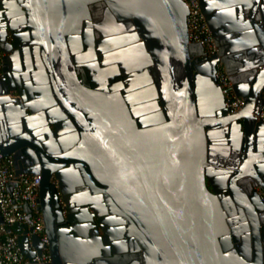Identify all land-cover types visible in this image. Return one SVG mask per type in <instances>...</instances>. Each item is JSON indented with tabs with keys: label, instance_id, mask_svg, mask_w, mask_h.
I'll list each match as a JSON object with an SVG mask.
<instances>
[{
	"label": "water",
	"instance_id": "95a60500",
	"mask_svg": "<svg viewBox=\"0 0 264 264\" xmlns=\"http://www.w3.org/2000/svg\"><path fill=\"white\" fill-rule=\"evenodd\" d=\"M199 3L218 47L212 57L189 42L182 0H0L18 14L9 24L14 44L26 27L23 36L40 45L43 58L34 85L8 73L0 78V158L11 156L17 174L40 177L37 202L50 264H62L56 232L67 241L71 264H264V121L257 119L264 107V0ZM95 11L101 28L132 30L140 49L131 59L143 64L131 72L148 78L150 107L159 99L165 119L159 140L156 128L135 130L133 123L127 146L117 148L109 125L80 100L85 90L64 36ZM5 45L0 38L2 71L12 58ZM125 59L117 53V73L125 71ZM218 63L243 101L234 114H227L216 85ZM131 96L133 103L143 99ZM156 119L151 115L147 124ZM67 138L80 143L58 151L55 145ZM71 162L89 185L80 196L84 211L98 217L100 235L55 228L62 219L58 196L68 216L72 208L65 188L75 172ZM24 210L30 220L27 205ZM18 243L25 258L41 255L37 235H19Z\"/></svg>",
	"mask_w": 264,
	"mask_h": 264
},
{
	"label": "flooded vegetation",
	"instance_id": "af4514ba",
	"mask_svg": "<svg viewBox=\"0 0 264 264\" xmlns=\"http://www.w3.org/2000/svg\"><path fill=\"white\" fill-rule=\"evenodd\" d=\"M17 18L18 14L14 12L12 7L8 6V8H4L0 5V38H5V49L9 55H12L8 68L2 71V77L3 74L8 73L15 75L18 79H23L26 83L34 85L36 67L42 65L43 61L40 45L32 37L28 36L26 38V36H23L27 31L26 27L18 31V37L16 38L17 45L14 44L9 24L16 22ZM99 18L100 16L97 11L94 13L89 12L87 20L83 19L76 25L75 31L64 36L67 54L74 65L77 77L81 80V86L85 90L80 100L84 106L86 105L94 109V119L99 124L104 126L106 124L109 125L108 129L117 148L125 149L127 146L128 134L133 123L135 130L141 129L147 131L149 128H156V136L159 140L165 123L159 99H157L156 107H150L147 101L150 92L148 78L141 76V72L137 70L131 72L133 67L137 68L143 64L141 63L140 65L137 60L133 63L131 59V55L139 52L138 50L140 49L130 37L132 30L129 25H125L119 30L116 25L112 24L108 26L104 25L101 28V24L98 22ZM118 36L122 40H118ZM120 51L126 57L122 62L125 71L117 73L115 69L119 65L117 53ZM1 52L3 70L6 54L2 50ZM49 56L52 57L51 52ZM132 81H134V89L132 88ZM87 91L94 92L93 98L88 95ZM133 92L138 96L141 94L143 99L133 103L131 96ZM151 115H157V119L155 124L148 125V117ZM141 118L144 119V125L139 127L137 120ZM103 129L106 130L104 127ZM42 142L45 143L46 138ZM79 143L80 140L78 138H73L72 141L67 138L61 144H56L55 146L60 149L58 151L67 153ZM30 150L35 153L33 148H30ZM70 165L72 166V173L75 172L66 179L65 188L69 189V192L66 194V201L72 208L70 216H68L62 197L61 195L58 196L62 219L56 223L55 228L64 229L73 226L74 232L79 235H100L101 227L99 226L98 217L94 214L92 215L90 209H88L90 213L84 211L85 208H88V204L83 203L84 199L80 196L84 191L89 190V185L82 177L81 168L75 166L73 162ZM149 180L155 182L158 180V177L155 175L151 179L149 178ZM104 203L103 199L100 200L99 205H97L98 212L102 211ZM116 226L122 225L106 224V227L110 228ZM53 240L57 246L56 249L62 264H71L68 258L71 257L72 253L66 249L67 246L65 245L67 241L59 235V232L54 234ZM45 247L49 251L48 239L47 244L42 245V249Z\"/></svg>",
	"mask_w": 264,
	"mask_h": 264
},
{
	"label": "built area",
	"instance_id": "2783aa9c",
	"mask_svg": "<svg viewBox=\"0 0 264 264\" xmlns=\"http://www.w3.org/2000/svg\"><path fill=\"white\" fill-rule=\"evenodd\" d=\"M188 14L186 24L188 40L202 46L205 54L212 57L218 53L214 39L200 10L199 0H182ZM2 77V52L0 50V78ZM216 85L224 96L227 114L238 112L243 101L232 90V83L221 63L216 66ZM264 121V107L257 115ZM40 177L30 174H17L11 156L0 158V264H49L50 254L45 247L41 255L32 259L25 258L18 243L19 235H37L43 245L47 244L43 219L38 210V188ZM264 202V196L261 194ZM24 205L30 209V220Z\"/></svg>",
	"mask_w": 264,
	"mask_h": 264
}]
</instances>
